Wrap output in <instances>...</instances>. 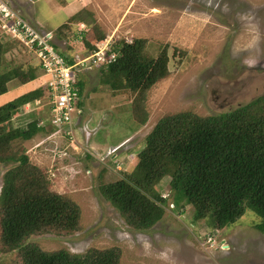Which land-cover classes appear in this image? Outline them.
<instances>
[{"label":"rangeland","instance_id":"374dc122","mask_svg":"<svg viewBox=\"0 0 264 264\" xmlns=\"http://www.w3.org/2000/svg\"><path fill=\"white\" fill-rule=\"evenodd\" d=\"M3 1L37 28L52 31L64 51L85 53L95 30L94 37L102 35L109 48L141 39L147 55L156 57L163 48L168 55L167 76L142 99L103 84L97 67L82 71L83 111L75 115L73 143L43 131L15 141V148L46 174L50 189L75 201L81 213L77 231L33 234L27 243L70 253L116 247L121 264H264V235L255 229L259 218L249 209L224 227L195 219L191 205L174 201L165 176L156 187L166 201L162 218L148 230L135 231L99 190L133 168L144 138L162 116L180 111L215 115L264 94V0ZM65 22L67 28L60 30ZM0 40L9 47L0 72L20 65L37 76L27 83L11 80L0 95L2 106L39 89L44 76L23 45L3 34ZM44 102L43 94L24 103L6 128L39 121ZM12 166L0 163V187ZM15 252L0 248V264L12 261Z\"/></svg>","mask_w":264,"mask_h":264},{"label":"trees","instance_id":"16d2710c","mask_svg":"<svg viewBox=\"0 0 264 264\" xmlns=\"http://www.w3.org/2000/svg\"><path fill=\"white\" fill-rule=\"evenodd\" d=\"M68 24L60 25V30ZM94 33L89 45L84 46L85 53L102 39ZM143 43L141 39L117 42L113 48L116 59L97 68L101 82L113 90H130L142 99L165 78L166 48L151 57L144 52ZM8 48L0 40V68ZM36 77L31 68L12 65L0 72V95L7 92L11 80L27 83ZM84 84L82 78L77 83L80 95ZM43 92L39 88L0 106V163H13L3 173L0 187V248L16 251L7 264H121L116 247L70 253L66 249L45 251L27 243L33 234L73 233L79 229L81 218L79 205L52 191L46 174L29 162L22 148H15L18 139L53 132L46 129V116L16 127L5 125L24 103ZM144 141L133 168L122 171L114 181L102 183L99 189L128 226L145 231L162 218L166 201L156 187L168 176L174 201L191 205L195 219H209L212 225L224 227L249 209L259 218L255 229L264 235V94L215 115L199 116L191 111L166 114Z\"/></svg>","mask_w":264,"mask_h":264},{"label":"built area","instance_id":"2783aa9c","mask_svg":"<svg viewBox=\"0 0 264 264\" xmlns=\"http://www.w3.org/2000/svg\"><path fill=\"white\" fill-rule=\"evenodd\" d=\"M2 34L16 40L34 55L41 76H44L40 88L44 90L45 102L41 108L54 129L52 134L62 135L69 143H73L78 130L75 115L82 113L79 102L83 95H80L77 85L79 75L82 71L98 68L116 59L115 50L109 48L110 42L104 38L97 41L87 54L64 51L52 31L37 28L0 0ZM35 103L40 104V100Z\"/></svg>","mask_w":264,"mask_h":264},{"label":"crops","instance_id":"0c3cea01","mask_svg":"<svg viewBox=\"0 0 264 264\" xmlns=\"http://www.w3.org/2000/svg\"><path fill=\"white\" fill-rule=\"evenodd\" d=\"M17 1H19V2H21L22 0H17ZM37 79V78H36ZM81 98H83V96L81 97ZM81 101H82V99H81ZM81 101H80V103H81ZM82 104V103H81ZM81 107H82V105H81ZM83 111V110H82ZM75 120H76V122H77V124H78V122H79V117H77L76 116V118H75ZM84 128H87V129H89V131H92L93 129H91V127L89 128V127H87V125H86V121H84ZM102 144H99V146H101ZM98 146V145H97Z\"/></svg>","mask_w":264,"mask_h":264}]
</instances>
